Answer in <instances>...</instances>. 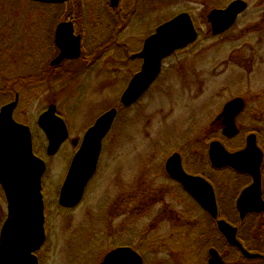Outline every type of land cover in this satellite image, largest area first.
I'll return each instance as SVG.
<instances>
[{"label":"rangeland","instance_id":"374dc122","mask_svg":"<svg viewBox=\"0 0 264 264\" xmlns=\"http://www.w3.org/2000/svg\"><path fill=\"white\" fill-rule=\"evenodd\" d=\"M230 1L221 0L222 7ZM245 1L248 7L232 28L213 36L206 18L212 6L205 0H138L135 15L126 24L128 27L122 30L120 26L125 24H120L115 29L121 42L130 38L138 49L155 26L183 11L191 14L199 37L164 62L160 82L152 93L142 97L139 108L121 112L106 136L97 170L81 202L67 209L58 207L57 198L74 146L68 140L56 154L46 155V139L36 126L37 117L49 103L55 104L57 112L68 123L70 137H80L100 112L117 106L124 84L113 78L109 83L106 81L108 72L101 69L103 62L91 75L83 74L82 59L66 62V74L57 69L61 75L57 82L46 85L42 82V73H46L48 61L55 54L52 33L59 20L72 12L78 15V28L87 23L94 31L99 26H93L85 13H81L91 0L68 4L0 0V104L11 99L8 88L19 93L16 118L32 128L37 136L34 148L46 163L43 196L47 238L37 252L41 264H100L110 249L121 245L131 248L139 245L143 263H157L168 255L152 254L149 247L154 243L151 242L165 240L168 233L172 238L176 217L196 221L197 227L205 228V233L216 242L205 212L199 205L192 209L196 202L162 173L166 158L174 151L195 152L198 161L207 154L209 141L220 138L216 135L220 131L218 124L211 123L228 99L236 96L244 99L246 107L236 123L244 134L249 129L247 111L264 91V0ZM102 15V22L109 19L106 11ZM101 24L103 36L95 45L102 44L114 30V22L108 25L109 29ZM99 30L95 34L100 35ZM115 46L106 51L95 46V57H128L130 52ZM221 141L229 148L226 140ZM157 171L161 174L158 178ZM187 172L192 173L188 169ZM231 197L228 192L224 200L229 201ZM139 201L145 205L154 201L159 219L149 215L134 221L139 215L135 209ZM223 207L231 212L226 202ZM5 217L6 200L0 189V228ZM146 229L150 231L143 242ZM256 230L247 247L263 249L264 234L261 236ZM168 246L175 249L171 251L176 257L178 245L169 241ZM221 246H207L204 251L179 247L181 255L176 263L208 264L207 250L215 248L223 264H264L263 259H241L234 251H224Z\"/></svg>","mask_w":264,"mask_h":264},{"label":"water","instance_id":"95a60500","mask_svg":"<svg viewBox=\"0 0 264 264\" xmlns=\"http://www.w3.org/2000/svg\"><path fill=\"white\" fill-rule=\"evenodd\" d=\"M30 1L57 4L68 0ZM118 1L109 0L112 7ZM247 7L245 0H232L224 7L210 9L206 18L211 34L225 33ZM197 34L191 15L185 11L159 24L145 38L143 48L132 55L143 59L142 66L124 89L120 98L121 104L128 106L134 103L159 74L162 59L193 43L198 37ZM53 42L60 52L51 61L52 64L61 62L63 58L79 56V36L73 34L70 21L57 24ZM16 103L17 98L0 107V186L6 200V217L0 228V264H39L35 252L45 240L41 178L46 163L33 151L30 128L13 119ZM243 104L242 98L234 97L223 105L217 118L222 119L224 136L233 137L237 134L234 118L242 110ZM116 112V108L106 110L85 131L60 186L57 198L60 206L73 208L82 200L86 186L96 171L102 140L111 128ZM37 125L46 137V155H54L68 136L65 121L56 114L55 104H49L39 114ZM208 159L214 168L229 167L253 176L251 184L241 191L236 201L240 219L248 213L264 211L260 189L262 152L256 145L254 134L247 135L244 148L237 151H228L219 140L210 141ZM164 170L214 220L216 230L228 245L236 248L245 259L263 257L245 249L237 238V227L219 217L213 186L204 177L188 173L182 165L179 152L175 151L167 157ZM207 251L208 264H223L214 248ZM142 263L143 258L135 250L121 245L107 252L100 264Z\"/></svg>","mask_w":264,"mask_h":264},{"label":"flooded vegetation","instance_id":"af4514ba","mask_svg":"<svg viewBox=\"0 0 264 264\" xmlns=\"http://www.w3.org/2000/svg\"><path fill=\"white\" fill-rule=\"evenodd\" d=\"M78 1H81V0H77V1H74V2H78ZM97 1H101V0H96L95 2H97ZM103 1V0H102ZM121 2V0H119L118 1V4L115 6V7H112L111 5H110V2H109V0H107V7L106 8H104V9H101V8H98V9H95V10H84V11H81V13H85L84 15L85 16H87L89 19H91V17H89V11H94L95 13H96V18H94V19H91V20H89L90 22H94V20L96 21V23L97 24H101V23H103V24H106L107 26L109 25V26H111V24L110 23H113L114 22V26L115 27H117L118 25H120V24H125V25H123V26H120V29L122 28V30L125 28H127L128 27V25H126L127 24V22H128V20L130 19V12H129V10L130 9H123L120 13H118L117 12V8H119L118 6H119V3ZM98 4V3H97ZM102 5H103V3H102ZM105 7V6H104ZM104 11H106L107 12V17L109 18L108 20L107 19H105L106 21L105 22H102V14H103V12ZM118 13V14H117ZM66 17V18H65ZM63 19H61V20H59L56 24H55V26H54V28H53V33H52V39H53V41H54V33H55V28H56V26H57V24L58 23H60V22H62V21H70L71 23H72V27H73V34L75 35V36H79V40H80V53H79V56L78 57H76V58H63L62 60H61V62H59V63H56V64H52L51 63V61L59 54V52H60V50L56 47V45H55V42H53V44H54V49H55V54H54V56L48 61L49 63L47 64V67H46V73H42V82H43V84L44 85H46V83L47 84H51L52 82H57L58 80V78H61V75H59V74H57L58 72H56L57 71V69H59V71H61V73L62 72H64L65 74H66V68H67V66H65L64 64L66 63V62H74V61H78L79 59H82V61L84 62L83 63V74H87V73H90L89 75H91V73L92 72H94V69H95V67L96 66H98L101 62H103V67L101 68L102 70H103V72H105V71H107L108 72V77L107 76H105V77H107L106 78V81H108V83H109V79L110 78H113V80L114 81H117V82H119L120 80H122L123 81V84H124V87H123V89L121 90V92H120V94H119V99H118V104H117V106L116 105H114V106H112V107H114V109L116 108V115H115V118H114V120H113V123H112V126H111V128H110V130L108 131V133L106 134V136L108 135V134H110V132H111V130H112V128H113V125H114V123H115V121L118 119V116L121 114V112H123V111H125L126 110V112H128V111H130V110H133V109H137V108H139V106H140V104H141V99H142V97L143 96H145V95H147L149 92L150 93H152V91H154V89H155V87H156V85H158V83L160 82V79H161V75H162V72H163V70H164V62L167 60V59H169V57H172V55L174 54H172V55H170V56H167L166 58H164V59H162V61H161V67H160V72H159V74L157 75V77H155V79H154V81L150 84V86H148V88H146V90L144 91V93L134 102V103H132V104H130V105H128V106H124V105H122L121 104V102H120V98H121V95H122V93H123V91H124V89L127 87V85H128V83H129V81H130V79L132 78V76L135 74V73H137L138 71H140V69H141V66H142V58H140V57H133L132 55H134V54H136V53H138L142 48H143V43H144V40H145V38L146 37H148L149 35H151L153 32H154V30H155V28L159 25H157V26H155V28H154V30L153 31H151L144 39H142V41H141V45L139 46V48L138 49H136L137 47L135 46L136 44H135V42H132V40L129 38V39H124V40H122V42H121V40H115V39H113V38H115V37H117V32L115 31V29L114 30H112V35H110V37H108L107 35H106V37H108L109 39H112V41L110 42L109 40H108V38H107V40L105 41L106 43L103 45V43L102 44H97V45H95L96 43H95V39H97L98 38V40L100 41V35L99 34H97V36H96V34H95V29H94V31H93V29H92V27H91V25H89V24H84V26H82V27H80V28H78L77 26H76V23H77V21H78V15L76 16V15H74L72 12L70 13V14H68L67 16H65ZM239 17V16H238ZM238 19V18H237ZM237 21V20H236ZM232 28V27H231ZM230 28V29H231ZM124 29V30H125ZM229 29H227L226 31H225V33L228 31ZM224 32L223 33H221V34H225ZM109 34V33H108ZM220 34V35H221ZM105 40V39H104ZM120 41V42H119ZM115 44L116 45H118L117 47H120V48H122V49H124L127 53H128V49H136L135 51H132L131 50V52L129 53V55H128V57H116V58H112V57H95V52H96V50H95V46L97 47V48H101L102 49V47L104 48V49H107V47H109V48H112V46H114V47H116L115 46ZM135 46V47H134ZM176 53V52H175ZM64 65V66H63ZM101 69L100 70H98V71H101ZM120 72H123V74L120 76ZM68 73H70V71H68ZM112 73V74H111ZM80 73H77L76 75H79ZM116 74V75H115ZM110 76V77H109ZM129 77V78H128ZM118 78V79H117ZM128 78V79H127ZM54 80V81H53ZM51 81V82H50ZM50 82V83H49ZM8 91L10 92V94H11V99H9V100H7L6 102H4V103H1L0 104V107L3 105V104H5V103H7V102H9V101H12V100H14L15 98H17V103H16V106L14 107V109H13V113H12V117H13V119L15 120V121H17V122H19V123H22V125L24 124V125H27L29 128H30V131H31V135H32V144H33V151H34V153L36 154V155H38L39 157H41L38 153H37V151L35 150V148H34V142H36V140H37V136H36V134L34 133V131L32 130V128L26 123V121H24V120H22V121H20V120H18L17 118H16V116H17V114H18V104H19V101H20V99H19V93L17 92V91H15L14 90V88H8ZM236 97H239V96H236ZM234 98V97H233ZM241 98V97H240ZM232 99V98H231ZM231 99H228L226 102H228L229 100H231ZM242 100L244 101V99L242 98ZM225 102V103H226ZM224 103V104H225ZM223 104V105H224ZM223 105H222V108H223ZM244 106H243V108H242V110L239 112V114L234 118V122H235V125H236V127H237V129H238V132H237V134L236 135H234L233 137H226V136H224L223 134H222V129H223V124H222V119H220V118H217V116L221 113V111H222V109H221V111L217 114V116L215 117V119L212 121V123H211V125H215V124H218V126H219V128H220V134H221V136L220 137H223L224 139H226V140H234L235 138H239V143H238V146L236 147V148H234L233 150L231 149H229V148H227L224 144H223V142L221 141L222 140V138H217V139H212V140H219V141H221L222 142V144L226 147V149H228V151H237V150H240V149H242V148H244V146H245V144H246V137H247V135H249V134H254L255 135V140H256V145H257V147L261 150V152H262V159H261V163H260V189H261V196H262V199L264 200V138L262 137V135H264V132L262 133V131H261V128H263V127H261L260 125H262L261 124V121H259L258 122V120L259 119H261V116L263 115V114H261V116H259V114H257L256 112H257V110H258V107L256 106V105H254L253 107L252 106H250L249 107V110H248V113H247V119H248V124H249V129H248V131H247V133H242L241 132V130H240V128L238 127L239 125H237V120L239 119V117L243 114V111H244V109H245V107H246V102L244 101V104H243ZM111 108V107H110ZM109 109V108H108ZM107 110V109H106ZM105 110V111H106ZM105 111H103V112H105ZM103 112H100L96 117H95V119L83 130V132H82V135L80 136V137H70V130H69V126H68V123L66 122V120H64L65 121V124H66V126H67V130H68V136H67V138H66V140L64 141V143L63 144H65V142L66 141H68V140H71V144L74 146V152H73V154H72V157H73V155L76 153V151H77V149L79 148V143H81V141H82V138H83V135H84V133H85V131L95 122V120L103 113ZM56 114H58L60 117H62L58 112H57V106H56ZM63 118V117H62ZM121 118V117H120ZM127 118V117H126ZM64 119V118H63ZM257 124H259V125H257ZM36 126H37V128L39 129V132L42 134V131H41V129L38 127V125H37V120H36ZM257 127V128H256ZM106 136L103 138V140H102V147H101V152H100V155H99V159H100V156H101V153H102V149H103V144H105L106 142H105V139H106ZM46 139V138H45ZM221 139V140H220ZM212 140H210V141H212ZM207 150H208V147H207ZM175 152V151H174ZM179 153H180V155H181V159H182V165H183V167H184V164H183V153L182 152H180V151H178ZM173 153V152H172ZM71 157V158H72ZM99 159H98V162H99ZM97 166H98V163H97ZM184 169H185V167H184ZM215 169H218V168H215ZM219 169H222V168H219ZM97 170V169H96ZM186 170V169H185ZM187 171V170H186ZM232 171H233V173H234V180H233V183H232V188H233V191L235 192V194H234V196H233V206H234V208H235V211H236V214H237V216H238V219H239V222L241 223V224H243L244 223V221L247 219V217L250 215V214H261V213H264V211H262V212H259V213H248V214H246L245 215V217L243 218V219H240V217H239V213H238V210H237V208H236V201H237V198L239 197V195H240V193H241V191L245 188V187H247L248 185H250L251 184V182L253 181V176L251 175V174H249V173H245V172H239V171H236V170H233L232 169ZM96 172V171H95ZM44 174H45V172H44ZM44 174L42 175V178H41V192H42V194H43V189H44V182H43V176H44ZM155 176H156V178H158L159 176H161V174L157 171V173L155 174ZM162 176L163 177H166L168 180H170V182L171 183H176L179 187H180V189H183V187L180 185V183L178 182V181H176L175 179H173V178H171L166 172H165V170H164V173H162ZM65 177V176H64ZM64 179V178H63ZM60 188V187H59ZM0 189H2L1 188V186H0ZM184 190V189H183ZM185 191V190H184ZM43 201H44V196H43ZM127 203V202H126ZM58 207H61L60 205H58ZM167 207V206H166ZM168 207H170V208H173L172 207V205H170L169 204V206ZM62 208H64V207H62ZM45 209H46V204H45V201H44V229H45V240H44V243L42 244V246L41 247H43L44 245H45V242H46V238H47V234H46V226H45V219L47 218V217H45V213H46V211H45ZM136 209V208H135ZM154 209H156V210H154ZM146 210L148 211V212H150V213H148V214H152V215H150V217H154V219H156L157 218V216H158V208L156 207V204L154 203V201H152V202H150V204L149 203H146ZM151 210V211H150ZM142 211H140L138 214H139V216L138 217H148V216H144L145 214H143V213H141ZM156 214H155V213ZM167 217H168V215H167ZM153 219V220H154ZM152 220V221H153ZM150 221H151V219H150ZM234 226H236L237 228V232L239 231V226L238 225H234ZM254 231V230H253ZM169 234L170 233H168V235H166L167 236V238L166 239H170V237H169ZM254 235H251V237L252 238H254L253 237ZM258 239V238H257ZM256 238H255V240H257ZM40 247V248H41ZM38 249L37 251H36V256H37V252H39L41 249ZM116 248V247H115ZM110 250H112V249H110ZM109 250V251H110ZM252 252V251H251ZM256 253H259V254H261L263 257H264V255L262 254V253H260V252H256ZM105 256V255H104ZM262 257V258H263ZM37 258H38V256H37ZM260 259V258H259ZM38 263L39 264H41V262H40V260H39V258H38Z\"/></svg>","mask_w":264,"mask_h":264},{"label":"trees","instance_id":"16d2710c","mask_svg":"<svg viewBox=\"0 0 264 264\" xmlns=\"http://www.w3.org/2000/svg\"><path fill=\"white\" fill-rule=\"evenodd\" d=\"M74 1H77V0H73V1H69L68 0V2H66V4H68L70 2L74 3ZM91 1L92 2L89 5H87V8L85 10H89V9L90 10H95V9H98V8L104 9V8L107 7L106 0H103V1L101 0L100 2L99 1L95 2V0H91ZM206 2H207L208 5H211L212 8L222 7L221 0H205V3ZM102 3L105 4V7H104V5H102ZM136 5H138V0H121V2L119 3V6H118L119 8H117L116 10H117L118 13H120L123 9H127V10L130 9L129 10L130 19H132L133 15H135L134 14V11H135L134 9L137 7ZM136 11H138V10L136 9ZM88 15H89V17H91V19L96 18V13L94 11H89ZM87 19H88V21L91 20L88 17H87ZM130 19L128 21H130ZM91 23H92L93 26L99 25L95 29V31L100 29L99 32H100V38H101L103 36V34L101 33L102 24H100V23L97 24L95 20H94V22H91ZM112 28L116 29L117 27H115L113 25ZM108 29H109V26H108ZM102 31H104V30H102ZM96 36H97V34H96ZM107 38L108 37H106L105 40L103 41V45L106 43L105 41L107 40ZM113 39L118 41V37H115ZM108 40L110 42L112 41V39H109V38H108ZM98 41H99L98 38L95 39V43H97ZM112 47H114V46H112ZM107 48H109V47H107ZM99 49L102 51V49H104V48L102 47V49L101 48H99ZM104 50L106 51V49H104ZM128 52H131V49H128ZM30 80H32V79H30ZM33 80H36V79H33ZM25 81L28 82L29 80H25ZM255 102H256V104H254V105H256L258 107V110H257L256 113L259 114V116H261V114H263L261 116V119L258 120V122L261 121L262 125H260V126L264 128V91H262L257 96ZM257 125H259V124H257ZM216 135L219 136V137L221 136L219 130L217 131ZM220 138H222L223 140H226L223 137H220ZM238 139L239 138H235L234 140H238ZM226 141H227V144L229 145V149L231 147L232 150L234 148H236L238 146V143H239V141L235 142V143H232L231 140H226ZM189 153L188 154H186V153L184 154L183 153V155H184L183 156L184 167H185L186 170L188 169L189 171H192L193 174H199L200 176H204L205 179H208L211 182L212 186L214 187L213 189L215 190V194H216V198H217L219 216L221 218L227 220L228 222L232 223L233 225H238L239 226V228H238L239 231L237 232V237L241 241V243L243 244L245 249H247L249 251L253 250L252 252H260V253H262L264 255V245L262 246L263 249H256V248L251 249L250 247L249 248L247 247V245L249 243H252L251 242V235H252L253 230L257 229V230L260 231V235L264 234V213H261V214H250L247 217V219L244 221L243 224H241L239 222V219H238V216L236 214V211L233 208L234 207L233 206V196H234L235 192L233 191V188H232V183H233V180H234V173L232 171V168L231 169L230 168L215 169V168H213L210 165L208 157H207V154L206 155L203 154V156L198 161L197 158H196L195 152L191 151V153H190L191 155H189ZM219 174H221V177H220ZM226 177H230V178H226ZM228 192L232 196L231 200H229V201L228 200H224V197L228 198ZM222 194H223V197L221 196ZM224 202H226L229 205V208H231V212H229V210L227 211L226 209H224V207H223ZM193 203H195V202L193 201ZM129 204H131V203H129ZM194 206L196 207V206H198V204L195 203L192 206V209H194ZM136 210H138L139 212L142 211L141 213L145 214L144 216L152 215V214H148L150 212H148L146 210V205L142 201H139L137 203ZM192 212H193V210H192ZM205 215L211 221V225L213 226V233H214V235L216 237V242H214V240L211 239L212 236L210 237V235L205 233V228L200 230L197 227L198 223L196 221L190 222L189 220H186L185 218L176 217L177 221L173 220V222H176V224L173 227L172 238H170V239L168 238V239H165V240H156V241H152L151 242V243H154V244H152L151 248L149 247V249H151L150 252L152 254L153 253H155V254L164 253V254L168 255L165 259H160L157 263H153V264H178V263H176V259H177L178 255H181V254H179V253H181V252H179V250H180V249H178L179 247L180 248L184 247L185 249H189V250H191V249L192 250H196V249L200 248L201 250L204 251L205 247H207V246H214L215 247L218 244L220 246L222 245L221 247L224 249V251L225 250L227 252L229 250L234 251V253H236L237 256H240L241 259H244V260H247V261L255 260V259H245V257H243L234 247L228 245L225 242L224 238L216 230L215 222L209 217V215L207 213H205ZM137 216H139V215H137ZM161 217H162V215H161ZM140 218L141 217H136L134 221H137ZM157 219H159V218H157ZM182 220H186V221H184V223H183ZM148 229H146V231L144 232V238L141 239L143 242H145V238L149 234L150 230H148ZM178 229H180L181 231L178 232L179 231ZM174 233H176L177 235H174ZM174 237H176V239H173ZM169 241H171V242H173V243L178 245V248H177L178 253H177L176 257L173 254V252L171 251V250L175 251V249H170V246H168V242ZM252 241H253V239H252ZM139 248H140L139 245H137L133 249H135L137 252L142 254L141 253L142 250L139 249ZM227 252H225V253H227ZM225 258L226 259L229 258L228 253L226 254ZM256 259H259V258H256ZM261 259L264 260V257L260 258L259 261ZM143 264H147L146 261H144Z\"/></svg>","mask_w":264,"mask_h":264}]
</instances>
